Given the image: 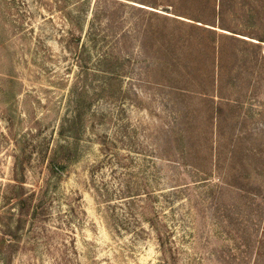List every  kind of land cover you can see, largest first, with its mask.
Here are the masks:
<instances>
[{
	"label": "rangeland",
	"instance_id": "obj_1",
	"mask_svg": "<svg viewBox=\"0 0 264 264\" xmlns=\"http://www.w3.org/2000/svg\"><path fill=\"white\" fill-rule=\"evenodd\" d=\"M226 1L193 13L264 40V0ZM167 10L0 0V264H264V42H220L240 55L220 86L248 95L208 108L163 85L156 35H202L148 13Z\"/></svg>",
	"mask_w": 264,
	"mask_h": 264
},
{
	"label": "trees",
	"instance_id": "obj_2",
	"mask_svg": "<svg viewBox=\"0 0 264 264\" xmlns=\"http://www.w3.org/2000/svg\"><path fill=\"white\" fill-rule=\"evenodd\" d=\"M150 6L155 9L157 3H150L146 1ZM214 3V4H213ZM150 4H155L151 6ZM180 4L182 8L185 7V10L179 11V14L176 12H170L167 10V13H162L161 11H150L148 12L152 17L157 20L163 26H166L170 23H175L182 25L191 29L194 32H198L202 35H168L164 29L160 30L161 34L163 35H156L160 43V47L158 48V56L156 58V63L163 64L162 71L167 70L174 73V76L170 79L163 77V80H167L169 84H163L173 91H182L187 93H193L197 96H200L201 99L206 100V107H214L215 104L211 105L209 103L215 102V98L220 99V101L227 102L229 105L236 101L231 100H241L248 95L244 93L241 88H238V85L234 81H228L223 86H220V83L224 80L226 73H224V61L226 56L230 57H240L237 53V45L234 44L232 47H224L220 43L222 40L225 41L226 39H234L238 40V42H243L244 44H251L253 48L260 47V42H264V40L259 39V43H249L245 39H240L236 37V35H216L217 30L213 27H216L214 24L206 23L207 19L204 17H200L199 15H195L193 12H198L197 14H203L212 11L214 13L213 17L216 18L220 14H223L226 7L227 1L226 0H180ZM167 9L174 8L175 5L167 4ZM171 7V8H170ZM217 7L219 9H217ZM170 13V14H169ZM179 16V17H178ZM191 16L193 18H190ZM185 17L201 24H197L196 22L186 21ZM218 18V17H217ZM209 22H214L213 20H209ZM210 25V26H206ZM232 37V38H231ZM93 40H97L95 36ZM189 48L188 53L181 52L180 49ZM227 48H230L228 50ZM177 53L181 54L182 58L186 56V71L183 72L180 69L179 62L181 59L177 57ZM171 54V55H169ZM170 57V59H169ZM249 57V56H248ZM159 59V61H158ZM171 60V61H167ZM161 62V63H160ZM196 62L197 64L195 65ZM130 65V64H129ZM192 66V67H190ZM234 69V68H233ZM225 75V76H224ZM228 78H231V74L227 75ZM227 78V79H228ZM227 79L225 81H227ZM157 84L159 80L155 81ZM196 88V89H195ZM234 89V90H233ZM194 90V91H193ZM231 90H233L231 92ZM229 92H231L229 94ZM229 96H234L235 99L230 98ZM238 102V101H237ZM236 102V103H237ZM240 102V101H239ZM221 103V104H222ZM217 104V103H216ZM215 114L218 111V108H214ZM217 119V118H214ZM73 123L76 120L72 121ZM207 138V137H206ZM208 139V138H207ZM209 140V139H208ZM213 148V147H212ZM216 154V155H215ZM213 154L214 158V166H218V160L220 159V155L216 152ZM220 166V164H219ZM200 171V170H197ZM202 179L203 181L206 180ZM212 182V181H211ZM132 181L129 182V185L126 186L124 194H128L130 199H133L136 194L131 195L130 193L136 188L137 185H132ZM22 184V181H19V185ZM136 184V183H134ZM230 187H233L232 185ZM105 197V195H103ZM116 218V214L113 215Z\"/></svg>",
	"mask_w": 264,
	"mask_h": 264
}]
</instances>
